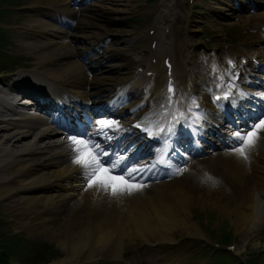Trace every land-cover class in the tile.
<instances>
[{
  "label": "bare ground",
  "instance_id": "bare-ground-1",
  "mask_svg": "<svg viewBox=\"0 0 264 264\" xmlns=\"http://www.w3.org/2000/svg\"><path fill=\"white\" fill-rule=\"evenodd\" d=\"M44 1L40 5L39 0H34V15L22 27L25 34L20 43L34 57L36 67L17 74V87L54 97L72 95L77 102L85 104L86 101L110 99V104L118 111L107 119L117 121L119 126L99 132L97 122L106 120L101 118L90 131L93 137H105L114 129L123 128L129 118L142 114L146 99L143 91L138 90L142 86L138 80L141 78L134 75L136 68L141 67L137 59L140 57L143 64L152 55H157L156 72L165 74L161 66L162 55L171 51L174 71H180L179 89L192 99H198L203 108L199 128L188 123L183 129L191 139H186L180 154L184 158L208 154L193 161V175L204 172L205 181L212 180L215 185L211 184L216 188H206L198 194L197 201L229 217L234 231L243 233L244 237L264 229V132L251 149L249 159L244 161L232 152L233 147L227 146H235L233 133L221 128L223 116L208 102L210 85L215 82L208 75L213 58L217 57L218 62L225 60L223 51L206 52L189 35L188 29L194 26L185 20L181 22L180 15L173 12L168 0H162L155 9L157 13L151 28L155 32L146 38L153 40L156 32L171 31L166 37H159L156 50H152L147 41L127 40L113 29L127 12L129 4L126 0H85L84 4H81L82 0ZM225 1L227 3L219 7L204 4L212 14L207 16L232 15L238 6L244 10L247 4H252L259 11L253 17L264 26V0H238V5ZM74 2L79 3L75 9L71 7ZM177 22L179 28L183 26L185 34L177 33ZM257 35L254 37L256 44H251V56L239 47L228 54L244 59L257 58L264 65V35L261 32ZM107 43L109 46L104 48ZM232 72H243L240 61L236 62ZM254 72L264 78L262 68L248 65L239 81L244 86V100L241 99L236 107L257 113L264 110V98L260 95L264 94V83L253 75ZM7 81L0 78V83ZM159 88L156 79L154 86L148 88V97L155 95ZM5 99L0 97V117H3L0 118V199L12 200L9 208H15L20 214L17 228L26 226L27 230L41 232L42 236L58 243L66 257L57 264L77 259L91 261L103 252L117 258L125 247L138 243H173L178 233L203 236L196 224L190 222V205L195 201V186L190 182L193 178L191 168H185L189 172L187 176L167 182L149 174L152 168L148 161L135 162L130 167H143L144 171L134 174V182L151 180L145 183L142 191L118 197L97 192L95 188L86 191L81 169L72 162L73 145L59 139L50 124L36 117L20 114L18 119L10 120ZM237 131L243 133L244 129ZM214 145L229 149L220 148L223 152L216 153ZM214 163L217 164L215 169L212 168ZM231 178L239 182L240 197L229 206L225 190L232 192V188H236ZM151 264L160 263L151 261Z\"/></svg>",
  "mask_w": 264,
  "mask_h": 264
},
{
  "label": "rangeland",
  "instance_id": "rangeland-1",
  "mask_svg": "<svg viewBox=\"0 0 264 264\" xmlns=\"http://www.w3.org/2000/svg\"><path fill=\"white\" fill-rule=\"evenodd\" d=\"M9 1L10 0H0V37H2V43L0 44L2 49L7 51V54L9 52L11 53L10 55L17 56V60L1 57L0 68H6L7 70L11 69L14 71L11 75H15L14 77L16 78L18 72H28L36 67L34 57L28 54L25 51L24 45L20 43V39L25 32L14 28L15 25L23 26V24L34 15V12L23 11L5 13L4 7L1 6V2H8L15 6L25 7L32 5L31 0ZM228 1H231L233 4L237 2L236 0ZM161 2L162 0H126V3L129 4L126 8L127 12L124 18L113 26V29L122 33L127 40H130V38L134 41L137 40L139 37L130 34L135 30L147 28L150 25L152 21L145 20L148 18V11L150 8L156 9ZM186 2L187 0H176V2H174V0H168V3L173 5V12L180 15V21L183 22L185 20L189 24H192V27L194 26L193 29H189V34L194 37L195 41L199 42L200 45L204 47L206 52L209 50H222L227 43L231 44V46L241 45L243 50H250L247 42L251 40L250 37L253 33L249 32V30L254 28L253 15H256L259 11L256 12L253 7L250 8L249 5H246L247 9L242 10L241 8L240 10L233 11L231 13L232 15L226 16L221 14L212 18L211 16H207L208 14H212L208 12L204 4L219 7L222 3L227 2L225 0H195V11L186 18ZM43 3H45L44 0H39L40 5ZM72 7L75 9L74 6ZM176 31L179 35L185 34L183 26L179 28L178 22L176 24ZM134 37L137 39H134ZM108 46L109 43L105 45L104 48ZM40 70H42V68H40ZM0 77L2 76L0 75ZM217 153H220V151H217ZM216 165L217 164L214 163L212 168L214 167L215 169ZM191 168H195V166ZM187 175V171H184L181 173L180 177ZM232 180L236 183V188H232V192L228 189L225 190V200L229 206H231L230 204H232L235 198L238 199L240 197L239 182L235 181L234 178ZM190 182L195 186V189H193L195 201L194 204L190 205V222L195 223L196 226L203 231L205 236L206 230L210 233V237L213 240H217L222 244H224L225 241L219 237H223L225 234H233L237 251L241 254L239 262L242 261V264L244 260L253 259L254 257L256 263L246 261L244 264H264V229L248 233L245 237L239 232L229 230V224L231 222L229 217L220 215L215 209L213 210L208 206H202L200 201H197L198 194L203 193L206 188L211 187L214 189L216 187L209 183L200 184L193 178H190ZM11 201L12 200L7 199L0 201V237H9L16 233L20 235L19 240L21 243L24 242L26 244L22 246V248L18 246L17 249H11V264H52L63 260L66 254L58 246L56 241L42 236L41 232L39 233L36 230H27L26 226L17 228L16 223L20 214H18L15 208H9ZM205 226L208 229L204 230L203 227ZM185 234L186 233H178L174 236L175 242L173 245L175 246L162 244L161 246L151 247L150 245L144 246L135 244L125 247L117 259H112L107 253H102L95 258L98 259V261H94L91 264H147L149 260L153 261L154 258L159 259V263L161 264L166 262H169L168 264H205L204 259L208 256L211 257V260L207 264H218L217 262L229 258V255L222 251H217L214 254L210 252L209 255H207L209 247L193 251V247H196L200 240ZM187 244L188 246L191 245L188 249L186 248ZM53 248L56 250L55 254L52 252ZM215 259H217V261L215 263L212 262V260L215 261ZM116 260L118 261L114 262ZM47 261L50 262L46 263ZM172 261L175 262L172 263ZM85 262L87 261L77 260L71 263L84 264ZM222 264H226V262Z\"/></svg>",
  "mask_w": 264,
  "mask_h": 264
},
{
  "label": "snow or ice",
  "instance_id": "snow-or-ice-1",
  "mask_svg": "<svg viewBox=\"0 0 264 264\" xmlns=\"http://www.w3.org/2000/svg\"><path fill=\"white\" fill-rule=\"evenodd\" d=\"M168 92H173L171 85L168 87ZM260 95L264 98V94ZM227 96L228 93H225L224 98L226 99ZM214 99L219 100L221 96H214ZM168 101L171 103V96L168 97ZM192 104L199 107L194 99L192 100ZM173 119H175V117H173ZM201 119H203L202 115H197L195 117L197 123ZM97 124L99 126L97 129L99 132H103L104 128L119 126L118 122L113 120H100ZM137 127H140V125L138 124ZM145 130L148 131L149 135H158L164 132L165 128L159 127L158 131L155 133L150 127ZM168 131H172L171 127L168 128ZM262 132H264V115L254 121L247 131L243 133L241 131H236L232 134V139L235 144L232 148V152L239 158L247 161L251 149L255 146ZM108 138L110 139L111 137ZM67 139L70 144L73 145L72 152L74 155L72 162L81 169L86 184V191L90 188H95L97 192L103 191L113 197H118L132 195L135 192L142 191L143 188L146 187L142 182H134L136 180L134 174L144 171L143 167H125L120 171L122 165L126 161V157L117 154L113 159L105 161L103 157L108 156L109 153L105 151L99 143L95 142L91 136L84 139L77 135H69ZM159 162L162 163L163 161ZM186 170L187 169L177 168L174 174H180ZM118 171L120 174H116Z\"/></svg>",
  "mask_w": 264,
  "mask_h": 264
},
{
  "label": "trees",
  "instance_id": "trees-1",
  "mask_svg": "<svg viewBox=\"0 0 264 264\" xmlns=\"http://www.w3.org/2000/svg\"><path fill=\"white\" fill-rule=\"evenodd\" d=\"M2 260H5V259H4V255L0 256V262H1ZM0 264H1V263H0Z\"/></svg>",
  "mask_w": 264,
  "mask_h": 264
}]
</instances>
